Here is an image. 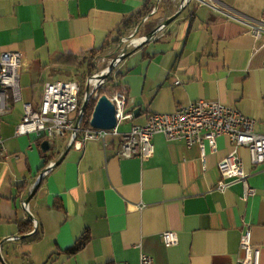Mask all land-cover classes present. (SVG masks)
<instances>
[{
    "label": "crops",
    "instance_id": "1",
    "mask_svg": "<svg viewBox=\"0 0 264 264\" xmlns=\"http://www.w3.org/2000/svg\"><path fill=\"white\" fill-rule=\"evenodd\" d=\"M146 1L0 0V54L22 53L21 100L11 101L0 127V264H138L141 253L153 264H236L245 226L264 264V164L252 165L248 150L238 148L256 192L243 200L238 182L217 190V164L232 150L223 136L204 158L197 144L162 134L154 135L148 159L118 156V136L72 145L27 204L33 221L23 206L70 142L48 140L44 151L35 135H16L22 102L39 105L44 83L65 79L89 53L109 59L108 67L111 54L128 43L130 50L132 40L174 15L183 0H149L145 14ZM202 1L191 0L119 63L115 89H125L133 113L119 124L121 132L152 113L206 100L236 108L264 134V36L254 37L241 22L264 23V0ZM63 55L81 58L65 66ZM25 220L33 228L23 234L18 222ZM164 231L177 234L176 245L162 243ZM36 232L41 237L32 241ZM82 237L84 246L69 253Z\"/></svg>",
    "mask_w": 264,
    "mask_h": 264
},
{
    "label": "built area",
    "instance_id": "2",
    "mask_svg": "<svg viewBox=\"0 0 264 264\" xmlns=\"http://www.w3.org/2000/svg\"><path fill=\"white\" fill-rule=\"evenodd\" d=\"M197 1L207 4L206 1ZM241 22L250 29L254 37L264 36V23ZM136 42L138 40H132V43ZM21 64L20 51H4L0 54V127L3 116L11 109V101L21 100L18 73ZM100 73L89 77L87 83L96 85L94 77ZM103 83H99L100 89ZM79 94L80 86L77 81H46L39 105L22 102V117L15 126V134H33L47 140L68 136L69 142L72 141L75 147H80L88 140H99L105 144L109 137L118 136V156L139 159H148L154 154L152 139L156 134H162L170 141L182 140L187 147L197 144L203 158L206 155V147L214 152L216 139L223 136L231 143L232 150L217 164L221 178L215 188L224 191L238 182L242 185L243 200L255 194V188L247 182L248 172L237 154V149L244 147L248 150L252 165L264 164V134L257 133L255 121L244 116L236 108L218 101L198 100L178 106L171 113H152L145 123L133 124L127 132H121L119 124L132 120L133 113L127 110L128 97L125 89H112L106 96L115 106L116 126L111 129H96L89 123L87 127L75 128L81 105ZM96 96L95 91L91 98ZM84 97L85 93L82 102ZM73 113H76L74 118L71 117ZM2 144L3 140L0 138V148ZM23 206L27 211L28 206ZM161 240L166 247L174 246L177 243V234L164 231L161 233ZM239 248L242 254L236 264H260V249L252 243V233L247 226L242 231ZM138 264H153V259L141 253Z\"/></svg>",
    "mask_w": 264,
    "mask_h": 264
},
{
    "label": "water",
    "instance_id": "3",
    "mask_svg": "<svg viewBox=\"0 0 264 264\" xmlns=\"http://www.w3.org/2000/svg\"><path fill=\"white\" fill-rule=\"evenodd\" d=\"M189 2L190 0H183L180 9L174 15H172L171 17L165 19L164 21L156 25L146 36L143 37L141 41H138L136 43L131 42V44H133V47L130 50H128V45L124 46L120 54L114 59H112L108 67L102 73L94 77L97 82L96 85H93L92 87H90L89 83H87L84 101L80 105L78 115L76 117L75 128H78L79 122L81 120V116L88 104V101L92 97L93 93L95 91L97 92L100 90V88L98 87L99 83L104 82L109 77L110 73L113 71L114 67L118 64V62L123 60L127 55L131 54V52H133L135 49L140 47L142 44L148 42L161 27H163L164 25L174 20L178 16L180 11L183 10L184 7ZM89 123L92 128H96V129H111L116 126L115 106L106 95H100L97 98ZM51 146H52V143L48 140H44L42 143V149L44 151H48L51 148ZM71 146H72V141L69 143L66 150L60 155V157L55 162L50 163L45 169H43V171L40 173L38 177L35 188L30 193V195L27 197V199L24 201L25 205L29 203L33 195L36 193L37 189L39 188L41 184L43 175L46 172L53 169L54 167H56L57 165H59V163L63 160L64 156L66 155L68 150L71 148ZM28 216L32 221L34 220V218L32 217V214H30L29 212H28Z\"/></svg>",
    "mask_w": 264,
    "mask_h": 264
},
{
    "label": "trees",
    "instance_id": "4",
    "mask_svg": "<svg viewBox=\"0 0 264 264\" xmlns=\"http://www.w3.org/2000/svg\"><path fill=\"white\" fill-rule=\"evenodd\" d=\"M148 3H149V0L146 1L145 6H144V8L142 10L143 12H145V14L149 12V9L147 8V4ZM145 14H143V15H141L139 17L140 21L143 19V17L145 16ZM134 24H136V23H133L131 26L126 27L125 29H130L132 27H135L136 25L134 26ZM120 40H122V38ZM120 40L117 41V42L120 43ZM89 54H90V58L92 60L96 56L93 53H89ZM80 58H81L80 56H76V55H63L58 60H59V62H60L61 65L74 66V65L78 64ZM94 68H95L94 64H89L88 65V70L90 72H92V73H93ZM106 81L114 82V79L109 76L106 79ZM116 85H114V86H116ZM95 103H96V100L93 99V98H90V100L88 101V104H87V106H86V108H85V110H84V112H83V114L81 116V120L79 122V126L80 127H87L89 125V122H90V119H91V116H92V112H93V108L95 106ZM37 142H38V144H40L41 142H43V140L41 138H38L37 139ZM18 225H19L20 232L23 233V234L28 233L33 228V223L30 220L20 221V222H18ZM40 237H41V233L40 232H36L31 240L32 241H36ZM85 241H86V238H83L82 237L80 240H78L77 242H75L68 249V252L71 253V254H75L77 251H79L84 246Z\"/></svg>",
    "mask_w": 264,
    "mask_h": 264
},
{
    "label": "rangeland",
    "instance_id": "5",
    "mask_svg": "<svg viewBox=\"0 0 264 264\" xmlns=\"http://www.w3.org/2000/svg\"><path fill=\"white\" fill-rule=\"evenodd\" d=\"M129 40H131V39H129ZM128 45H130V43H128ZM117 56H118V54L113 53L108 58L114 59ZM100 59H101V57L97 56V57L93 58V60L91 58L88 61L81 60L80 63L75 68L71 69L68 73H65L67 77H65L64 80L77 81L79 86H80V94H79L80 104H82V98H83V94L85 93V90H86L88 78L91 77L92 75L96 74V73H100L101 71H103L107 68V60H109V59H107V60H105V59L100 60ZM86 62H89V64H94L95 67H98V71L94 68L93 73L90 72L88 70V68L85 66ZM120 62H118V64L114 67L113 71L110 73L111 78H114L116 76V73L118 71V65ZM115 80L116 79H114V81ZM89 85H90V87H92L93 83H90ZM114 85H116L114 82L105 80L101 86V89L99 91H97V96L94 97V99L97 100V98L100 95H106L109 92H111L112 89H115L117 87V85L116 86H114ZM75 116H76V113H73V115H71L72 118H74Z\"/></svg>",
    "mask_w": 264,
    "mask_h": 264
},
{
    "label": "bare ground",
    "instance_id": "6",
    "mask_svg": "<svg viewBox=\"0 0 264 264\" xmlns=\"http://www.w3.org/2000/svg\"><path fill=\"white\" fill-rule=\"evenodd\" d=\"M143 39V37L139 38L138 41H141Z\"/></svg>",
    "mask_w": 264,
    "mask_h": 264
}]
</instances>
